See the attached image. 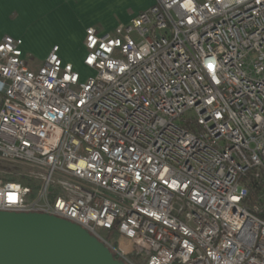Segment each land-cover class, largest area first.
Returning a JSON list of instances; mask_svg holds the SVG:
<instances>
[{
  "label": "built area",
  "instance_id": "2783aa9c",
  "mask_svg": "<svg viewBox=\"0 0 264 264\" xmlns=\"http://www.w3.org/2000/svg\"><path fill=\"white\" fill-rule=\"evenodd\" d=\"M22 43L0 41V211L70 221L125 264H264V0L89 26L86 78L58 45L31 69Z\"/></svg>",
  "mask_w": 264,
  "mask_h": 264
},
{
  "label": "water",
  "instance_id": "95a60500",
  "mask_svg": "<svg viewBox=\"0 0 264 264\" xmlns=\"http://www.w3.org/2000/svg\"><path fill=\"white\" fill-rule=\"evenodd\" d=\"M0 264H125L82 227L44 213L0 211Z\"/></svg>",
  "mask_w": 264,
  "mask_h": 264
},
{
  "label": "crops",
  "instance_id": "0c3cea01",
  "mask_svg": "<svg viewBox=\"0 0 264 264\" xmlns=\"http://www.w3.org/2000/svg\"><path fill=\"white\" fill-rule=\"evenodd\" d=\"M109 1L115 2L123 9L115 10L111 16L97 9L98 4ZM152 3L153 0H0V41L6 35L21 38L23 56L27 62L30 52L33 51L31 39L26 34L29 24L31 26L41 22L46 25H67L61 31L62 41H52L45 45L40 57L44 61L52 46L58 45L60 57L77 68L82 65L85 52L83 46L85 28L94 26L100 32H110L119 25L127 24ZM130 5L132 11L127 10V6ZM105 19L107 27L101 28L96 25L97 21L104 25ZM71 34L78 36V44L73 47L74 50L76 48L80 51L77 57H74L69 46L64 44Z\"/></svg>",
  "mask_w": 264,
  "mask_h": 264
},
{
  "label": "rangeland",
  "instance_id": "374dc122",
  "mask_svg": "<svg viewBox=\"0 0 264 264\" xmlns=\"http://www.w3.org/2000/svg\"><path fill=\"white\" fill-rule=\"evenodd\" d=\"M127 10L128 11H132V6H127ZM97 9L101 12L106 13V15L111 16V14L117 10V9H123V8H119L118 5L115 2L109 1V2H104V3H100L97 5ZM126 9V8H124ZM121 11V10H120ZM106 19L103 20V23H105L104 25L101 24V22H96V25L98 27L104 28L107 27L106 25ZM106 25V26H105ZM67 25H46V24H42L40 23H36V24H30L27 26L28 30H26V34L28 35V38L31 39V42L33 44V51L30 52L28 58H27V62H28V66L31 69L36 70L42 63V59L40 57L41 52L43 51L45 45H47L48 43L52 42V41H62L61 39V31L64 27H66ZM77 35H72L68 38V40L64 41V44L69 46L70 49V53L74 56L77 57L78 55H80V51H77L76 48L75 50L73 49L74 46H76V44H78V39H77ZM80 47V46H79ZM77 70L80 72L81 76L83 78H86L90 72L89 70H87L86 68H84L82 65L77 67ZM117 239V237H114V239ZM130 258L132 259H136V256L134 253L129 255Z\"/></svg>",
  "mask_w": 264,
  "mask_h": 264
}]
</instances>
